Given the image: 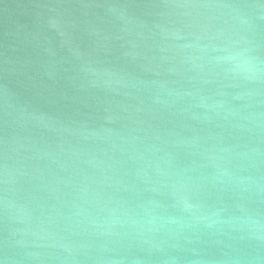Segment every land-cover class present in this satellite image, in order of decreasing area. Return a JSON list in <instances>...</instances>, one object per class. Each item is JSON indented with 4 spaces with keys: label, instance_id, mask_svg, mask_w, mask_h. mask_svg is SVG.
I'll return each mask as SVG.
<instances>
[{
    "label": "water",
    "instance_id": "obj_1",
    "mask_svg": "<svg viewBox=\"0 0 264 264\" xmlns=\"http://www.w3.org/2000/svg\"><path fill=\"white\" fill-rule=\"evenodd\" d=\"M0 264H264V0H0Z\"/></svg>",
    "mask_w": 264,
    "mask_h": 264
}]
</instances>
